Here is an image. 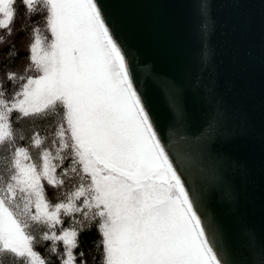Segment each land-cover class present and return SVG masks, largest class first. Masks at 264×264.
<instances>
[{
	"label": "snow or ice",
	"instance_id": "1",
	"mask_svg": "<svg viewBox=\"0 0 264 264\" xmlns=\"http://www.w3.org/2000/svg\"><path fill=\"white\" fill-rule=\"evenodd\" d=\"M18 5L25 20L43 15L44 26L31 27L23 72L5 74L18 90L9 95L0 81V148L10 152L0 175V264H52L40 242L59 264H87L77 249L93 225L101 264H224L97 0H0L9 36ZM14 112L48 120L50 134L19 146Z\"/></svg>",
	"mask_w": 264,
	"mask_h": 264
},
{
	"label": "water",
	"instance_id": "2",
	"mask_svg": "<svg viewBox=\"0 0 264 264\" xmlns=\"http://www.w3.org/2000/svg\"><path fill=\"white\" fill-rule=\"evenodd\" d=\"M224 264H264V0H97Z\"/></svg>",
	"mask_w": 264,
	"mask_h": 264
},
{
	"label": "trees",
	"instance_id": "3",
	"mask_svg": "<svg viewBox=\"0 0 264 264\" xmlns=\"http://www.w3.org/2000/svg\"><path fill=\"white\" fill-rule=\"evenodd\" d=\"M19 12L15 23L13 25V33L11 36L7 34L5 30H0V36H3L4 42L0 44V81H3L7 92L11 95L15 90H18L19 84L9 82L6 80L5 74L9 71L22 73L23 69L28 63L27 57L28 46L32 41L31 37V27L35 26L34 22H38L43 28V15L34 17V22L25 20L23 17L25 15V10L22 6H19ZM21 25H24L25 30H21ZM50 35V33H45ZM11 49L13 51L12 56H8V51ZM18 113L12 114V125L13 130L16 133V143L19 146L28 147L30 143L31 136L34 132H40L41 136L50 134L49 121L41 118H23L17 119ZM20 135L24 136V140H20ZM34 159L37 157L38 150L31 149ZM10 152L6 151L4 148H0V175H6V168L9 162ZM67 163V162H66ZM46 192L48 198L53 203L56 202L57 190L53 189L51 186L46 185ZM67 226V220L65 222ZM34 235L39 236L42 228L39 225H34L31 229ZM101 239L98 230L93 225L90 230L83 232L80 236L81 248L77 251L85 252V259L87 264H101L102 260V249L96 247V242ZM50 242H40L36 245V250L45 256L52 264H59L56 257L52 256L48 251V245Z\"/></svg>",
	"mask_w": 264,
	"mask_h": 264
}]
</instances>
